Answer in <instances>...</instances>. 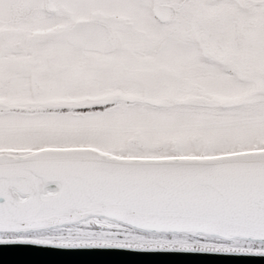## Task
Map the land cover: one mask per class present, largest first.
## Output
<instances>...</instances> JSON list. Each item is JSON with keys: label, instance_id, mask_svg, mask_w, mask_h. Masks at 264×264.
Returning a JSON list of instances; mask_svg holds the SVG:
<instances>
[{"label": "snow or ice", "instance_id": "6c2138e0", "mask_svg": "<svg viewBox=\"0 0 264 264\" xmlns=\"http://www.w3.org/2000/svg\"><path fill=\"white\" fill-rule=\"evenodd\" d=\"M0 245L264 257V0H0Z\"/></svg>", "mask_w": 264, "mask_h": 264}, {"label": "water", "instance_id": "95a60500", "mask_svg": "<svg viewBox=\"0 0 264 264\" xmlns=\"http://www.w3.org/2000/svg\"><path fill=\"white\" fill-rule=\"evenodd\" d=\"M0 264H264V257L140 253L132 250H64L0 245Z\"/></svg>", "mask_w": 264, "mask_h": 264}]
</instances>
